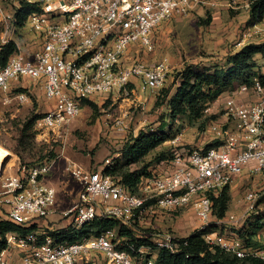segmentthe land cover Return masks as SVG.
Returning <instances> with one entry per match:
<instances>
[{
  "label": "built area",
  "instance_id": "obj_1",
  "mask_svg": "<svg viewBox=\"0 0 264 264\" xmlns=\"http://www.w3.org/2000/svg\"><path fill=\"white\" fill-rule=\"evenodd\" d=\"M35 1L41 11L32 13L28 24L40 36L41 44L30 58L16 53L0 66V92H9L10 84L22 79L40 84L44 99L53 103H47L35 127L55 131L79 115L82 99L95 100L115 92L126 95L133 79L139 80L143 89L162 87L169 71L167 59L152 66L136 61L124 64L122 59L132 43L151 51L152 31L166 20L186 15L202 0ZM202 3L214 5L208 0ZM261 27L264 18L248 27L238 45L245 44ZM248 93L255 94L256 100L245 104L240 95ZM14 99L26 103L28 95L20 92ZM223 107L227 128L215 123L208 129L223 139L222 144L204 151H175L135 191L108 172L113 158L95 170L68 162L65 169L80 191L74 206L60 212L67 225L79 229L95 219L112 218L130 226L135 215L141 224L144 216H155L157 211L172 212L190 206L197 222L195 231L203 234L211 248L218 247L239 259L254 257L264 262V244L261 248L246 247L231 233L210 231V194L216 196L246 167L264 171V87L254 78L249 85L242 84L226 93ZM117 125L121 128L120 123ZM51 164L21 166L17 173L0 175V203L8 222L40 228V222L53 212L56 190L43 183ZM260 195L250 191L245 199L253 204ZM146 202L151 204L142 209ZM42 234L7 233L5 247L0 249V264H95L96 255L102 258V264H159V249L174 253L179 241L188 237L170 232L149 234L152 245L141 246L131 255L121 247L117 229L76 242L49 235L39 239ZM261 237L264 240V232Z\"/></svg>",
  "mask_w": 264,
  "mask_h": 264
},
{
  "label": "rangeland",
  "instance_id": "obj_2",
  "mask_svg": "<svg viewBox=\"0 0 264 264\" xmlns=\"http://www.w3.org/2000/svg\"><path fill=\"white\" fill-rule=\"evenodd\" d=\"M202 1L186 15L159 24L151 34V51L140 48L139 43H132L122 59L124 64L136 61L147 66L167 59L169 71L164 85L159 89H143L141 82L133 79L128 94L115 92L102 95L93 100L94 106L81 108L79 115L59 130H37L35 123L31 128V136L22 142L20 136L24 122L32 115L43 114L47 103L53 101L47 102L42 86L27 79L11 83L9 92H0V147L11 156V160L8 158L4 161L0 172L17 173L21 166H33L46 159L52 163L49 172L43 177V183L55 188L56 202L53 212L40 222L44 230L64 228L68 221L60 212L72 208L78 199L80 186L65 169L70 161L92 169L99 168L106 159L113 157L116 167L121 170L124 161L120 150L128 139L140 131L165 133L167 139L138 163L131 164L130 170H137L153 161L161 152L169 153L174 148L197 149L216 142L219 145L223 143V139L216 138L208 129L209 125L215 123L222 129L227 128L224 125L226 118L223 107L226 94L207 107L209 111H205V114L215 116L216 120L205 121L207 124L203 130L199 127V119L191 120L185 116L174 120L164 118L168 114L167 102L160 105L155 103L161 90L173 84L175 72L190 65L196 72L203 74L210 66L221 64L228 52L238 49L234 47L253 24L249 20V0H229L230 6L223 8H212ZM17 6V0H0V41H11L17 54L30 58L39 48L41 38L32 32L28 21L20 28L13 25ZM257 59V72L264 74V59ZM240 85L237 82L233 90ZM176 87V84L171 87L170 96ZM20 92L28 95V102L18 103L14 99ZM117 123L121 124V128ZM263 190L264 171L255 172L244 168L233 178L228 188V206L224 216L218 219L211 214L210 231L224 234L240 227L247 219L258 216L264 220V207L259 200ZM250 191L261 194L253 204L245 199L246 193ZM0 220L7 221L6 209L1 203ZM196 224L194 212L187 206L172 212L157 211L155 216H144L141 224L134 229L139 236L170 232L186 237L195 232ZM260 242H264L262 237ZM94 263L102 264L103 260L96 255Z\"/></svg>",
  "mask_w": 264,
  "mask_h": 264
},
{
  "label": "trees",
  "instance_id": "obj_3",
  "mask_svg": "<svg viewBox=\"0 0 264 264\" xmlns=\"http://www.w3.org/2000/svg\"><path fill=\"white\" fill-rule=\"evenodd\" d=\"M17 1L18 6L14 11L12 23L16 28H20L28 21L32 13H39L41 8L35 0ZM249 2V20L251 23L262 20L264 18V0H249ZM207 22H209V18ZM14 53H16V47L11 41L5 43L0 41V66H5L8 59ZM258 57L264 59V41L247 42L237 50L228 52L221 64L210 66L203 74L196 72L192 66L186 65L175 72L173 84L161 90L155 103L156 105H160L167 102L168 114H165L164 118L170 117L171 120H174L185 116L191 120L199 119L201 121L199 127L203 130L207 124L205 121L216 120L215 116H207L205 114L207 107L217 101L223 94L232 91L237 82L241 83V85H249L250 81L256 78L264 87V74L257 72L259 66ZM255 70L256 72H253ZM174 84L177 87L172 96H170L171 87ZM80 104L82 108L86 105L94 106V101L82 99ZM41 115L42 113L32 115L24 122L20 136L21 142L31 136V128ZM162 125L164 126L165 124ZM166 139L167 134L165 133L154 134L140 131L136 136L128 139L120 150V155L124 161L123 168L119 170L116 167L117 163L115 159L112 157L114 164L108 172L114 176L117 182L123 184L130 191H135L142 180L157 173L159 164L171 159L175 151L183 150L186 153L192 152L193 150L204 151L207 148L219 145L216 142L204 148H174L169 153L161 152L153 158V161L140 166L139 169L130 170L129 166L131 164L138 163ZM48 161L49 159H46L35 165H42ZM87 169L95 170L97 168ZM229 186L226 185L220 189L216 196L210 194L212 200L211 214H214L218 219H221L227 210ZM259 200L264 207V190ZM150 204V202H146L142 209L149 207ZM132 220L131 225L128 226L122 225L118 220L112 218L95 219L79 229L66 225L59 230H44V226L39 228L36 224L21 227L6 220H0V249L5 247V241L3 239L9 232L26 234L31 231H40L43 234L39 235V239L49 235L58 238L60 241L76 242L83 238L99 235L105 230L117 229V236L122 242L121 247L126 249L131 255H135L139 247H147L152 244L148 241L149 235L139 236L136 234L134 227L139 225L136 215ZM263 232L264 220L256 216L245 220L243 225L227 233L233 234L246 247L261 248L263 244L260 242V237ZM156 261L159 264H264L258 258L247 257L239 259L218 247L211 248L204 241L203 234L197 231L181 239L178 243L177 251L174 253L159 249Z\"/></svg>",
  "mask_w": 264,
  "mask_h": 264
},
{
  "label": "crops",
  "instance_id": "obj_4",
  "mask_svg": "<svg viewBox=\"0 0 264 264\" xmlns=\"http://www.w3.org/2000/svg\"><path fill=\"white\" fill-rule=\"evenodd\" d=\"M209 1L210 2L211 1L214 2V5L212 6V8H216V7H222L223 8V7H229L230 6L229 5V0H208V2ZM232 1H239V0H232ZM243 1L245 2L246 0H243ZM206 5L207 6H210L209 3H207ZM253 34H254V36L249 37L246 40V43L247 42H251V40L258 39V38H259L258 40L252 41V42H261V41H264V28L261 27V30L260 31L254 32ZM238 42H240V41H238ZM238 42L236 44V47H234L236 49L237 48H240V46L238 45ZM240 97H241V101L243 103H245V104L253 103L256 100V96L253 93L241 94ZM75 203H76V201H75ZM263 244H264V242H263Z\"/></svg>",
  "mask_w": 264,
  "mask_h": 264
},
{
  "label": "bare ground",
  "instance_id": "obj_5",
  "mask_svg": "<svg viewBox=\"0 0 264 264\" xmlns=\"http://www.w3.org/2000/svg\"><path fill=\"white\" fill-rule=\"evenodd\" d=\"M10 157H11L10 153L8 151H6L5 149L0 147V170H1V166H3L4 161ZM9 160H11V158ZM1 174L2 173L0 172V175Z\"/></svg>",
  "mask_w": 264,
  "mask_h": 264
}]
</instances>
